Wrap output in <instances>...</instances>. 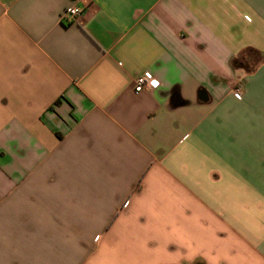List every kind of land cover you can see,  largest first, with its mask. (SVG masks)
<instances>
[{"label": "crops", "instance_id": "crops-1", "mask_svg": "<svg viewBox=\"0 0 264 264\" xmlns=\"http://www.w3.org/2000/svg\"><path fill=\"white\" fill-rule=\"evenodd\" d=\"M0 264H264V0H0Z\"/></svg>", "mask_w": 264, "mask_h": 264}, {"label": "built area", "instance_id": "built-area-1", "mask_svg": "<svg viewBox=\"0 0 264 264\" xmlns=\"http://www.w3.org/2000/svg\"><path fill=\"white\" fill-rule=\"evenodd\" d=\"M82 13V9L78 7H71L63 14L62 21L66 23H71L73 20L81 16ZM153 81L156 82L155 85L153 84ZM157 85L158 81L150 73L145 72L136 79L135 92L141 93L144 91H150L157 87ZM243 93V88L239 86L235 89L234 96L235 98L241 100L243 98Z\"/></svg>", "mask_w": 264, "mask_h": 264}, {"label": "snow or ice", "instance_id": "snow-or-ice-1", "mask_svg": "<svg viewBox=\"0 0 264 264\" xmlns=\"http://www.w3.org/2000/svg\"><path fill=\"white\" fill-rule=\"evenodd\" d=\"M155 83H156V82H155V81H153V84H154V85H155Z\"/></svg>", "mask_w": 264, "mask_h": 264}, {"label": "water", "instance_id": "water-1", "mask_svg": "<svg viewBox=\"0 0 264 264\" xmlns=\"http://www.w3.org/2000/svg\"><path fill=\"white\" fill-rule=\"evenodd\" d=\"M176 101H177V102H179V100H178V99H176Z\"/></svg>", "mask_w": 264, "mask_h": 264}, {"label": "trees", "instance_id": "trees-1", "mask_svg": "<svg viewBox=\"0 0 264 264\" xmlns=\"http://www.w3.org/2000/svg\"><path fill=\"white\" fill-rule=\"evenodd\" d=\"M236 62V61H235Z\"/></svg>", "mask_w": 264, "mask_h": 264}]
</instances>
